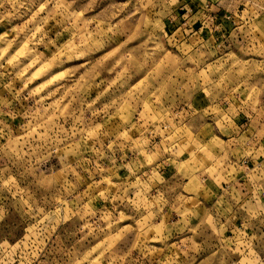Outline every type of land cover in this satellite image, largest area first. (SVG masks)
Here are the masks:
<instances>
[{
	"label": "clouds",
	"instance_id": "9594fccd",
	"mask_svg": "<svg viewBox=\"0 0 264 264\" xmlns=\"http://www.w3.org/2000/svg\"><path fill=\"white\" fill-rule=\"evenodd\" d=\"M0 264H264V0H0Z\"/></svg>",
	"mask_w": 264,
	"mask_h": 264
},
{
	"label": "rangeland",
	"instance_id": "374dc122",
	"mask_svg": "<svg viewBox=\"0 0 264 264\" xmlns=\"http://www.w3.org/2000/svg\"><path fill=\"white\" fill-rule=\"evenodd\" d=\"M51 58V57H50ZM78 66H71L67 69H64L63 71L64 72H68V71H72V70H75V68H77ZM57 75H60V73H54L53 74V77L57 76ZM53 77H49V79H52ZM41 83H46V81H41ZM71 88V86H69Z\"/></svg>",
	"mask_w": 264,
	"mask_h": 264
}]
</instances>
